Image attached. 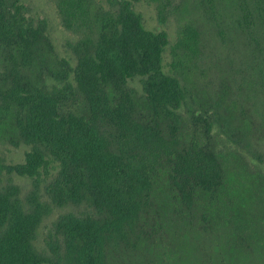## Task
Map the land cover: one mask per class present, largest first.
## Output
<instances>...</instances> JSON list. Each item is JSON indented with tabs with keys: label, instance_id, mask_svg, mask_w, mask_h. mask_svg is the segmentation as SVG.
Instances as JSON below:
<instances>
[{
	"label": "trees",
	"instance_id": "obj_1",
	"mask_svg": "<svg viewBox=\"0 0 264 264\" xmlns=\"http://www.w3.org/2000/svg\"><path fill=\"white\" fill-rule=\"evenodd\" d=\"M21 1L0 0V141L29 148L19 164L0 156V264H155L170 223L214 230L231 154L211 130L232 89L190 86L207 46L199 30L182 31V53L166 72L167 34L148 30L131 1L92 16L89 0H59L66 26L83 29L72 65ZM214 1L202 0L206 18L220 33L232 22L253 60L241 88L264 86V44L254 37L264 35V0ZM228 1L231 16L220 20L215 6ZM136 79L142 93L130 84ZM51 169L50 197L77 211L58 217L44 254L32 243L41 204L24 210L2 176L15 172L39 187Z\"/></svg>",
	"mask_w": 264,
	"mask_h": 264
},
{
	"label": "rangeland",
	"instance_id": "obj_2",
	"mask_svg": "<svg viewBox=\"0 0 264 264\" xmlns=\"http://www.w3.org/2000/svg\"><path fill=\"white\" fill-rule=\"evenodd\" d=\"M120 1L89 0L91 15L100 10L116 12ZM129 1L142 15L148 30L167 34L169 42L163 55L166 72L172 69L175 53H182L178 46L182 31L192 25L199 30L207 46L202 47L199 64L191 67L190 86L198 90L208 85L209 89L218 90L224 81L232 89V98L224 100L221 114L211 130L216 147L231 154L225 156L227 194L222 196V207L218 210L221 221L211 231H204L186 220L170 223L167 245L159 247L158 254H152L155 264H264V86L241 88L245 84L242 80L246 75L244 71L253 61L246 56L249 48L245 45V38L233 28L232 22L227 23L230 27L222 25L220 33L221 30L206 18L202 0ZM21 2L29 19L45 22L47 37L59 58H66L75 65L71 46L81 38L83 29L75 31L66 26L59 0ZM165 3L167 6L163 9ZM227 4L215 6L220 20L226 21L231 16V2ZM254 37L264 44L263 33H255ZM130 84L142 93L139 79ZM233 100L237 103L233 104ZM28 150L25 145L15 147L7 141H0V156L6 164L22 163ZM55 175L53 169L47 176L43 172L39 187L35 179L15 172L2 176V187L14 185L18 188L17 198L24 210L33 209L36 203L41 204L42 220L32 243L37 252L44 254L49 252L47 238L55 231L53 227L58 217L77 211L70 205L58 206L50 197L48 185L51 176Z\"/></svg>",
	"mask_w": 264,
	"mask_h": 264
}]
</instances>
